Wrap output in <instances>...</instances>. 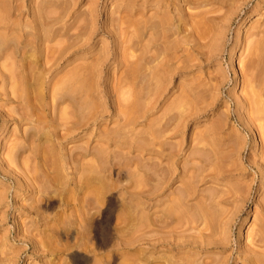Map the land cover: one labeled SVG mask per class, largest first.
Returning <instances> with one entry per match:
<instances>
[{
	"label": "rangeland",
	"instance_id": "obj_1",
	"mask_svg": "<svg viewBox=\"0 0 264 264\" xmlns=\"http://www.w3.org/2000/svg\"><path fill=\"white\" fill-rule=\"evenodd\" d=\"M263 128L264 0H0V264H264Z\"/></svg>",
	"mask_w": 264,
	"mask_h": 264
},
{
	"label": "bare ground",
	"instance_id": "obj_2",
	"mask_svg": "<svg viewBox=\"0 0 264 264\" xmlns=\"http://www.w3.org/2000/svg\"><path fill=\"white\" fill-rule=\"evenodd\" d=\"M177 2H178V1H177ZM54 19H55V18H54ZM56 20H57V19H56ZM147 21H148V20H147ZM147 21H145V25H144L146 31L149 29V26L147 25L149 22H147ZM41 22H42V21H41ZM51 23H52V22H51ZM54 23H55V22H54ZM31 56H32V55H31ZM33 57H34V56H33ZM234 62H235V60H234V59H231L230 63H234ZM22 65H23V64H22ZM21 68H22V67H21ZM31 69H32V68H31ZM28 70H30V69H28ZM6 71H7V70H6ZM8 73H9V72H8ZM22 74H23V73H22ZM77 74H78V73H76V75L74 74L76 77L73 76V78L75 77L76 79L74 78V79H72V80H76L77 82L80 83L81 81H78V78H80L79 80H82V79H81V76L78 75V76H80V77H78ZM31 75H32V74H31ZM24 76H25V75H24ZM24 76H23V77H24ZM69 77H70V76H69ZM70 78H71V77H70ZM70 78H69V79H70ZM70 80H71V79H70ZM76 81H75V82H76ZM24 82H25V81H24ZM38 83H39V82H38ZM81 83H82V82H81ZM22 84H23V83H22ZM24 84H26V83H24ZM67 85H68V84H67ZM76 85H77V84H76ZM78 85H79V84H78ZM28 86H29V85H28ZM81 86H82V84H81ZM78 87H79V86H78ZM40 90H41V89H40ZM40 90H39V91H40ZM25 91H27V90H25ZM28 92H29V90H28ZM37 124H38V123H37ZM263 129H264V128H263ZM261 130H262V129H261ZM261 133H262V131H261ZM46 135H47V134H46ZM263 136H264V133L262 134V137H263ZM43 137H44V136H43ZM262 139H263V138H262ZM263 140H264V139H263ZM162 142H163V141H162ZM163 143L165 144V142H163ZM163 143L160 142L161 147H160V150H157V154H158L159 156H161V157H166L167 154L165 153V150H164L165 148H163V147H164V144H163ZM162 144H163V145H162ZM162 146H163V147H162ZM226 157H227V154H226ZM228 162H229V161H228ZM225 164H226V162H225ZM229 166H230V164H229L228 166H226V167H227V168H230ZM235 166H236V165H235ZM231 167H232V166H231ZM227 168H225V169H227ZM232 168H233V167H232ZM232 168H231V169H232ZM162 170H164V169H162ZM228 171H229V170H228ZM226 172H227V171H226ZM163 173H164V172H163ZM163 177H164V176H163ZM163 177H162V178H163ZM164 179H165V178H164ZM164 179H163V180H164ZM190 186H191V185H190ZM190 188H191V187H190ZM245 188H246V187H245ZM188 189H189V188H188ZM146 190H148V189H146ZM185 190H186V189H185ZM185 190H184V193L180 192V193H182V194H180V196H178L179 199H178V201L176 200L177 202H175V200H174L175 204L177 203V204H176L177 207L180 206V205L178 206V202H179V200H180L181 204L183 203L182 200L184 199L185 196H182V195H183V194H184V195L186 194V196H187V191H185ZM239 190H240V188H238L237 191H239ZM246 190H247V189H246ZM144 191H145V190H144ZM243 191H244V190H243ZM97 192H98V191H97ZM188 192H189V191H188ZM226 192H227V191H226ZM226 192H225V193H226ZM239 192H241V191H239ZM146 194H147V191H145L143 195H145V197H146ZM188 194H189V193H188ZM181 196H182L183 198H182ZM143 199H144V198H143ZM147 199H148V198H147ZM174 202H173V203H174ZM173 203H172V205H173ZM174 207H175L176 210H177V207H176L175 205H174ZM174 207H173V208H174ZM180 208H181V207H180ZM170 210H172V207L170 208ZM167 211H169V210H167ZM174 211H175V209H174ZM179 211H180V210H179ZM172 212H173V211H172ZM175 212H176V211H175ZM164 213H165V212H164ZM168 214H171V211H169V213H168V212L166 213V216H169V217H170L171 215H168ZM172 214H173V213H172ZM161 215H162V214H161ZM164 216H165V214L163 215V217H164ZM172 216H173V215H172ZM170 218L172 219V217H170ZM160 227H161V226H160ZM147 232H148V230H147ZM103 234H104V233H103ZM77 255H78V254H77ZM262 255H263V254H262ZM262 255H261V256H262ZM262 257H263V256H262ZM73 258H74V257H73ZM253 258H254L253 256L247 257V263H248V264H254L256 260H257V262L260 261L257 257H256V259H255V258L253 259ZM261 259H262V258H261ZM263 259H264V257H263ZM263 259H262V260H263ZM262 262H263V261H262ZM260 263H261V262H260Z\"/></svg>",
	"mask_w": 264,
	"mask_h": 264
}]
</instances>
